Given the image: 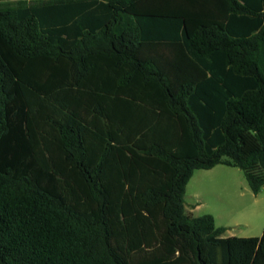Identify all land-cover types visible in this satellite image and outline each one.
<instances>
[{"label":"trees","instance_id":"16d2710c","mask_svg":"<svg viewBox=\"0 0 264 264\" xmlns=\"http://www.w3.org/2000/svg\"><path fill=\"white\" fill-rule=\"evenodd\" d=\"M218 164L264 186V0L0 3V264H130L112 196L129 251L264 264L186 208Z\"/></svg>","mask_w":264,"mask_h":264},{"label":"rangeland","instance_id":"374dc122","mask_svg":"<svg viewBox=\"0 0 264 264\" xmlns=\"http://www.w3.org/2000/svg\"><path fill=\"white\" fill-rule=\"evenodd\" d=\"M17 1L21 0H0V3ZM177 144L181 152L191 151L192 147H190L185 128H183ZM241 177L247 190H243L242 184L239 183ZM162 181L168 185L169 176L166 179L165 175ZM118 203L112 196L111 220L115 225L112 246L128 258L130 264H162L164 261H167L168 264H186L187 260L178 253L165 257L161 251L156 252L154 248L145 249L143 252L129 251L121 237L120 220H122V215ZM185 204L188 212L194 216L212 214L218 226H229L230 234L260 236L263 232L264 190L256 196L244 178L243 172L237 167L218 164L211 169H196L186 186ZM153 212L158 224V239L165 241V223L160 208L155 207ZM225 233L227 234V231Z\"/></svg>","mask_w":264,"mask_h":264},{"label":"crops","instance_id":"0c3cea01","mask_svg":"<svg viewBox=\"0 0 264 264\" xmlns=\"http://www.w3.org/2000/svg\"><path fill=\"white\" fill-rule=\"evenodd\" d=\"M215 167V166H214ZM244 176V175H243ZM245 178V177H244ZM239 183H241L242 184V187H243V190L245 189V190H247V186L246 187H244L245 185L243 184V179H242V177H241V179L239 178ZM263 190H264V186L262 187V189L260 190V192L258 193V194H256V196H258L259 194H261L262 192H263ZM190 211V210H189ZM224 227H226V231H227V234L226 233H224V236H233V234H230L231 232H228L229 230H228V227L229 226H224ZM225 231V232H226ZM226 234V235H225ZM235 236H237V235H235ZM240 237H250V236H240Z\"/></svg>","mask_w":264,"mask_h":264}]
</instances>
